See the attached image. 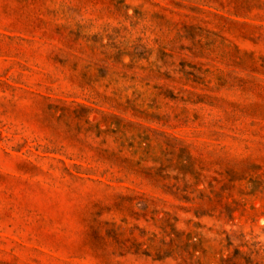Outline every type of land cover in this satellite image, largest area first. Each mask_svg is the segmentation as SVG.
<instances>
[{"label":"rangeland","instance_id":"rangeland-1","mask_svg":"<svg viewBox=\"0 0 264 264\" xmlns=\"http://www.w3.org/2000/svg\"><path fill=\"white\" fill-rule=\"evenodd\" d=\"M0 264H264V0H0Z\"/></svg>","mask_w":264,"mask_h":264}]
</instances>
